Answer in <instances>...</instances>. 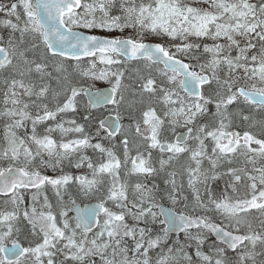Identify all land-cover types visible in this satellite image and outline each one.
Listing matches in <instances>:
<instances>
[{
	"label": "snow or ice",
	"instance_id": "1",
	"mask_svg": "<svg viewBox=\"0 0 264 264\" xmlns=\"http://www.w3.org/2000/svg\"><path fill=\"white\" fill-rule=\"evenodd\" d=\"M0 14V264H264V0H0ZM130 63L128 106L143 107L125 126ZM102 106L114 118L96 120ZM117 136L123 159L103 143Z\"/></svg>",
	"mask_w": 264,
	"mask_h": 264
},
{
	"label": "rangeland",
	"instance_id": "2",
	"mask_svg": "<svg viewBox=\"0 0 264 264\" xmlns=\"http://www.w3.org/2000/svg\"><path fill=\"white\" fill-rule=\"evenodd\" d=\"M4 2H7V0H4ZM0 15L2 16L3 14H0ZM128 31L129 30H126V32L124 34L127 35V32ZM96 33L97 34H100V35H109V33H106V32H99V31H97ZM111 35H120V33L114 32ZM205 42L211 43V41H205ZM136 67H138L137 64L130 63V65H129L128 69H127L126 78H125V81H124L126 84H130L132 86L130 88V90L126 93V103L122 107V113H123L124 118L122 119L121 122L125 126H127L129 123H131V120L129 119V115L130 114H133L137 118H139V116H140V110L143 107L139 103H135L133 107H129L128 106V102L139 101V99H140L138 82H134V78H135L134 69ZM11 72H12L11 69H8V70H6L4 72H0V100H2L3 80L6 77H9L10 74H11ZM53 75H55V73H53ZM129 76L133 77V79H131V80L128 79L127 77H129ZM17 78H19V77H17ZM88 83H93V82L92 81H88ZM98 85H101L102 86V85H106V83L103 82V81H97V82H95V86L98 87ZM52 87L53 88H56L57 87L55 81H52ZM81 102L82 103H86L87 102L86 101V98L85 97H81ZM1 105L2 104H0V106ZM49 106L52 107V104L50 103ZM31 111H32L33 115H35V109H31ZM91 111H92L93 117L96 120H97V118L98 119L102 118L104 116V114H106L108 112L109 113L110 112L111 113H114V111L111 109V106H105V107H102V108H99V109L96 108V109H93ZM70 118H72L71 114H69L68 116H64V117L58 116L57 117V121H52V120L45 121L42 124L38 125L37 130H38V132H41L42 133L46 127L54 125L60 119H70ZM257 118H259V117L257 116ZM76 119L80 123H83L84 122L79 114L76 116ZM241 124H243L242 121H241ZM65 126L67 127L68 125H65ZM92 126H95V123H93ZM30 127H31V125H30ZM86 130H88V129H86ZM237 130L238 131H242L243 129L242 128H238ZM252 131H257V129H252ZM53 137L56 138V139H59V133L58 132L57 133H53ZM72 137H73V134H69V136L67 138H72ZM120 139H121V137L120 136H117L116 139L110 144V146H112L114 144L115 147H114L113 150L115 151V153L117 154L118 157H120L121 159H123L122 147L120 146ZM95 142H96V140L94 141V143ZM135 154H136V151L133 148V150L131 151L130 155L131 156H135ZM86 155L92 157L94 163L102 162V158L100 157V154L98 152H95L94 153L93 150L88 149V151L86 152ZM145 155H147V153H145ZM157 155H158V150H153V157L155 158V157H157ZM165 158H166V156H165ZM181 159L183 160V157ZM233 160H234V162L231 165L232 167H238L239 168V167L242 166L244 168H247L249 171H251L252 165L246 163V160H245L244 157L237 155V156H235L233 158ZM261 163H264V162H261ZM153 165L156 166V167H158V164L156 163V160L155 159H153ZM4 166H6V164ZM257 166H259V165H257ZM65 167L68 169V171H70L72 173H75V174H79V173H82V172H87V169L86 168H82V169H79V170L74 169L75 172H73L72 171L73 167H71V168L70 167H67V166H65ZM127 167L128 168H131V162L130 161H129V164L127 165ZM104 179H105V182L107 183V181H108L109 178L107 176H105ZM121 179L122 180L128 179V182H129L130 185L136 183L138 179L144 180V182H146L148 184H151L152 180L155 179L156 183L161 184V186H163L162 185V181H161V179L159 177H155V178L148 177L147 179H145L144 177H138L137 175L133 174L130 177H127L126 178L124 176V170L121 171ZM50 189H51V187L48 186L47 189H46V191L47 190H50ZM48 195L49 196H51V195L53 196L52 191ZM129 196L131 197V187L129 188ZM2 200H3V198H0V204L2 206H4V207L2 209H0V211H10V210H12V205L11 204H8V205L5 206L2 203ZM28 202H29V199H28V197H26L25 198V203L27 204ZM50 202H51V200H50ZM55 203H56V201H55ZM53 206H54V209H55L56 204L53 205ZM250 217L253 219V222L257 224L256 230L258 231V228L260 229V227H259V219L261 218L260 212L258 210H251ZM18 226L21 227L24 230L25 233L28 231L29 226L22 219L19 222ZM210 240H214V239L212 237H210ZM204 250L207 251V247L206 246H205V249ZM259 250H260V246L258 245L257 246V251H259ZM228 254H229L230 257L234 256V253H232V252L231 253L229 252Z\"/></svg>",
	"mask_w": 264,
	"mask_h": 264
},
{
	"label": "trees",
	"instance_id": "3",
	"mask_svg": "<svg viewBox=\"0 0 264 264\" xmlns=\"http://www.w3.org/2000/svg\"><path fill=\"white\" fill-rule=\"evenodd\" d=\"M253 2H255V0H253ZM0 31H2V34L5 35V37L7 36V30H0ZM0 107H2V105ZM3 124H4V120L3 119H0V138H2V136H3ZM30 125H31V122L29 121L28 122V131L29 132L31 131ZM18 134L24 135V131L23 130H20ZM2 144H3V140L0 139V145H2ZM84 154H86V153H84ZM43 171H45V170H43Z\"/></svg>",
	"mask_w": 264,
	"mask_h": 264
},
{
	"label": "water",
	"instance_id": "4",
	"mask_svg": "<svg viewBox=\"0 0 264 264\" xmlns=\"http://www.w3.org/2000/svg\"><path fill=\"white\" fill-rule=\"evenodd\" d=\"M82 31H83V30H82ZM85 32H86V31H85ZM86 33H87V32H86ZM106 87H107V86H105V87H101V88H106ZM86 99H87V97H86ZM108 115H109V114H108ZM106 116H107V115H106ZM114 116H115V115L112 114V118H114ZM86 203H87V202H86ZM10 246H11V245H9V247H10Z\"/></svg>",
	"mask_w": 264,
	"mask_h": 264
},
{
	"label": "flooded vegetation",
	"instance_id": "5",
	"mask_svg": "<svg viewBox=\"0 0 264 264\" xmlns=\"http://www.w3.org/2000/svg\"><path fill=\"white\" fill-rule=\"evenodd\" d=\"M100 119H101V118H100ZM97 120H98V118H97ZM241 167H242V166H241ZM229 191L231 192V189H229ZM260 230H261V229L258 228V231H260Z\"/></svg>",
	"mask_w": 264,
	"mask_h": 264
}]
</instances>
